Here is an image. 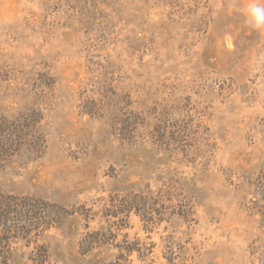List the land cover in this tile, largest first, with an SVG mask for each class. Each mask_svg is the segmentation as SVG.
<instances>
[{"label":"rangeland","instance_id":"374dc122","mask_svg":"<svg viewBox=\"0 0 264 264\" xmlns=\"http://www.w3.org/2000/svg\"><path fill=\"white\" fill-rule=\"evenodd\" d=\"M252 2L0 0V192L67 211L10 264H93L96 229L129 264H264Z\"/></svg>","mask_w":264,"mask_h":264},{"label":"trees","instance_id":"16d2710c","mask_svg":"<svg viewBox=\"0 0 264 264\" xmlns=\"http://www.w3.org/2000/svg\"><path fill=\"white\" fill-rule=\"evenodd\" d=\"M5 145L7 143L0 140V150ZM66 212L65 207L56 203L0 192V264L12 262L13 244L18 241H22L28 247L36 245L43 248L44 259L41 261H44L47 249L38 244V236L49 227L60 224ZM102 231L100 229L88 231L79 241V253L82 256L93 257L95 259L93 264H129L131 253L141 254L140 249L130 241L126 246L117 245V252L113 258L98 257L94 249L98 247L108 249L111 244L110 239Z\"/></svg>","mask_w":264,"mask_h":264},{"label":"clouds","instance_id":"9594fccd","mask_svg":"<svg viewBox=\"0 0 264 264\" xmlns=\"http://www.w3.org/2000/svg\"><path fill=\"white\" fill-rule=\"evenodd\" d=\"M245 22L255 29H264V3H249L244 10Z\"/></svg>","mask_w":264,"mask_h":264}]
</instances>
